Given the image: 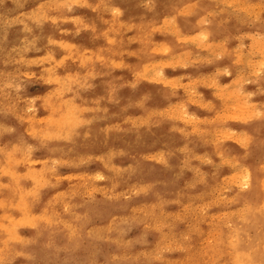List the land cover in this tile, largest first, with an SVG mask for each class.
Wrapping results in <instances>:
<instances>
[{
    "label": "rangeland",
    "instance_id": "rangeland-1",
    "mask_svg": "<svg viewBox=\"0 0 264 264\" xmlns=\"http://www.w3.org/2000/svg\"><path fill=\"white\" fill-rule=\"evenodd\" d=\"M167 1L86 0V6H79V3L73 4L71 0H0V155L7 149L18 150L24 162L32 164L34 168L47 164L60 180L70 178L73 180L71 182H74L81 178V186L87 191V195H92L95 200L117 198L119 202L111 209L109 217L123 218L127 212L140 217L139 223L125 226L120 239V244L131 248L129 251L133 254L132 251H142L145 246H152L155 242L151 231L147 232L142 240H138L141 228L152 226L148 217L150 205L146 198L153 193L144 190L146 181L138 180L136 175L127 178L126 182L115 188L106 185L104 174L107 171L103 165L110 157L108 149L117 145L115 136L101 133L94 124L85 120L97 114V117L106 118L114 124H123L129 127L130 134L137 133L136 139L145 138L158 148H166L174 154L171 156L168 152L170 157L166 159H163L158 151L148 154L153 162L166 161L167 165L171 162L166 173L174 174L175 189L179 192V197L174 202L159 206L156 212V224H167L171 232L178 234V239H172L170 236L160 248L159 256L164 259L163 264H223L212 260L210 248L219 233L233 224L235 217H232V214H235V211L231 200L240 191L248 189L247 181L243 179L248 172L253 171L260 180L264 179V0H202L203 3L199 0ZM195 3H198V10ZM114 8L118 10L116 15L112 11ZM190 8L194 9L192 13L188 11ZM185 21L191 25H187ZM210 22L213 26L209 25ZM145 25H148V30ZM193 25L198 27L193 28ZM219 25L221 27H218ZM166 29L168 30L165 31ZM92 35L93 38H90ZM197 35L199 36L196 37ZM97 45L98 47H95ZM55 46L60 49L73 46L79 56L88 59L79 64H64L62 51L57 50ZM211 55H215V58ZM145 56L151 57L148 59ZM123 59L127 61L124 63ZM153 70L159 75L152 72ZM72 77L78 80L74 87L68 88L65 83L68 79L73 81ZM106 81L109 83L107 87ZM251 81L253 83H249ZM68 98L80 111L76 112L81 122L85 121L86 126L77 128V125V129L69 137L60 133L58 137L49 138L46 135L33 134V129L38 127L40 122L59 118L63 114L65 105L62 102ZM176 105H179V108ZM253 108L258 111V116L245 123L246 120L240 117L241 112ZM223 117L227 118L226 121ZM29 123H34V126H28ZM244 133L249 136L252 133L250 137L254 144L251 151L245 145L244 149L243 142L239 140L240 135ZM211 143L212 145H209ZM174 162H177L181 169L171 165ZM147 169L145 168L144 172ZM142 183H145L143 187ZM200 191L206 194L200 195ZM76 192L74 187L71 194ZM60 204L62 209L64 206L69 208L72 203ZM247 206V202H241L238 205L239 213ZM100 208L101 205L92 201L90 212L93 215L90 223L95 227L101 225L100 216L95 215L96 210ZM200 230L203 235L197 239L195 234ZM27 234L28 231L24 230L23 235ZM118 234L119 230L115 231L113 236ZM116 249V243L91 244L80 249L74 258L61 260L58 264H122L112 259ZM5 262L0 259V264ZM6 264H14V261H8ZM41 264L53 263L49 261ZM130 264H156V261L139 255L134 257L133 263Z\"/></svg>",
    "mask_w": 264,
    "mask_h": 264
},
{
    "label": "bare ground",
    "instance_id": "bare-ground-1",
    "mask_svg": "<svg viewBox=\"0 0 264 264\" xmlns=\"http://www.w3.org/2000/svg\"><path fill=\"white\" fill-rule=\"evenodd\" d=\"M70 1V0H65ZM73 4L79 3V6H86V0H71ZM115 1V0H114ZM122 1V0H120ZM169 1V0H168ZM167 1V2H168ZM181 1V0H179ZM183 1V0H182ZM181 1V2H182ZM188 1V0H187ZM202 2V0H199ZM212 1V0H211ZM94 2V1H93ZM96 2V1H95ZM111 3V1H109ZM113 2V1H112ZM129 2V1H128ZM127 2V5H128ZM136 2V0H135ZM158 2V1H157ZM156 2V3H157ZM172 2V1H171ZM179 2V4L181 3ZM190 2V1H189ZM206 2V1H205ZM251 2V1H250ZM120 3V2H119ZM147 3V2H146ZM161 3V2H160ZM169 3V2H168ZM203 3V2H202ZM228 3V2H227ZM114 4V2H113ZM136 4V3H135ZM154 4V3H153ZM178 4V5H179ZM182 4V3H181ZM196 9L198 3H195ZM224 4V3H223ZM122 5V3H121ZM158 5V4H156ZM189 5V4H188ZM192 4H190L191 6ZM194 5V4H193ZM203 5V4H202ZM201 6L200 9H201ZM218 5V4H217ZM161 6V5H160ZM165 6V5H162ZM176 6V3H175ZM206 6V5H205ZM208 6V5H207ZM128 7V6H126ZM134 7V6H133ZM132 7V8H133ZM193 7V6H192ZM198 7V8H199ZM225 7V6H224ZM52 8V7H51ZM88 8V7H86ZM137 8V6H136ZM141 8V7H140ZM147 8V7H146ZM145 10L147 11V9ZM161 8V7H159ZM164 8V7H163ZM180 8V7H179ZM177 7V9H179ZM189 8V7H188ZM204 8V7H203ZM202 8V9H203ZM223 8V7H222ZM71 9V8H70ZM84 10V8H82ZM120 9V8H119ZM127 9V8H126ZM131 9V7H130ZM153 9V8H152ZM166 9V8H165ZM184 9V8H183ZM208 9H210L208 7ZM207 9V10H208ZM94 10V9H93ZM164 10V9H163ZM187 10V9H186ZM194 9L188 10L192 13ZM198 10V9H197ZM195 10V11H197ZM204 10V9H203ZM206 10V11H207ZM221 10V9H220ZM251 10V9H250ZM249 10V11H250ZM91 11V10H90ZM111 11V10H110ZM116 15L118 10L112 9ZM141 11V10H140ZM143 11V10H142ZM141 11V12H142ZM157 11V10H156ZM155 11V12H156ZM167 11V9H166ZM170 11V10H169ZM184 11V10H183ZM219 11V10H218ZM123 12V11H122ZM152 12V11H151ZM150 12V13H151ZM174 12V10H172ZM177 12V11H176ZM229 12V11H227ZM108 13V12H107ZM149 13V12H148ZM165 13V12H164ZM95 14V12H94ZM123 14V13H121ZM127 14V13H126ZM142 14V13H141ZM144 14V13H143ZM142 14V15H143ZM162 14V13H161ZM171 14V13H170ZM175 14V13H174ZM202 14V13H201ZM206 14V13H205ZM231 14V13H229ZM228 14V15H229ZM233 14V13H232ZM241 14V12H240ZM128 15V14H127ZM141 15V16H142ZM169 15V14H168ZM178 15V13H177ZM200 15V14H198ZM94 16V15H93ZM122 16V15H121ZM124 16V15H123ZM137 17V15H135ZM153 16V15H152ZM159 17V14L157 15ZM176 16V15H175ZM181 16V15H179ZM192 16V15H191ZM207 16V15H206ZM248 16V15H247ZM133 17V16H132ZM147 17V16H146ZM127 18V17H126ZM149 18V17H148ZM152 18V17H151ZM181 18V17H180ZM215 18V16H214ZM120 19V17H119ZM132 19V18H131ZM130 19V20H131ZM140 19V18H138ZM159 19V18H158ZM185 19V18H184ZM183 19V20H184ZM211 19V18H210ZM228 19V18H227ZM86 20V19H85ZM121 20V19H120ZM181 20V22L183 21ZM229 20V19H228ZM234 20V19H233ZM125 21V20H124ZM127 21V20H126ZM163 22V20H161ZM177 21V20H176ZM175 21V22H176ZM212 21V20H210ZM220 21V20H218ZM95 22V21H94ZM133 22V21H132ZM152 22V21H151ZM159 22V21H158ZM157 22V23H158ZM165 22V21H164ZM186 24L188 23L185 21ZM206 22V20L204 21ZM214 22V20H213ZM99 23V22H98ZM150 23V22H147ZM178 23V22H177ZM192 23V21H191ZM69 24V23H68ZM72 24V23H71ZM103 24V23H102ZM138 24V21H137ZM141 24V23H140ZM144 24V23H142ZM185 24V23H184ZM191 25L190 23H188ZM187 24V25H188ZM215 24V23H214ZM74 25V24H73ZM91 25V24H90ZM100 25V24H99ZM198 25V24H197ZM206 25V24H205ZM209 25H212L210 22ZM221 25V24H220ZM218 27H221V26ZM106 26V25H105ZM108 26V25H107ZM137 26V25H136ZM146 26V25H145ZM148 26V25H147ZM146 26V27H147ZM151 26V25H150ZM213 26V25H212ZM233 26V25H232ZM231 26V27H232ZM70 27V26H69ZM74 27V26H73ZM143 27V26H141ZM160 27V26H158ZM172 27V26H171ZM198 27L194 26L193 28ZM205 27V26H204ZM223 27V26H222ZM234 27V26H233ZM232 27V29H233ZM238 27V26H237ZM99 28V26H98ZM102 28V27H100ZM112 26H110L111 31ZM114 28V27H113ZM137 28V27H136ZM192 28V27H191ZM207 28V27H206ZM134 29V28H133ZM138 29V28H137ZM199 29V28H198ZM197 29V30H198ZM215 29V28H214ZM219 29V28H218ZM238 29V28H237ZM89 30V29H88ZM108 30V33L110 32ZM136 30V29H135ZM148 30V27L147 29ZM166 29L165 31H167ZM208 30V29H207ZM80 31V30H79ZM86 31V30H85ZM92 32V30H90ZM186 31V30H185ZM225 31V29H224ZM263 31V30H262ZM143 32V31H142ZM210 32V30H209ZM46 33V32H45ZM89 33V32H88ZM98 33V31H97ZM179 33V32H177ZM182 33V32H181ZM192 33V32H191ZM213 33V32H212ZM238 33V32H237ZM87 34V33H86ZM94 34V33H93ZM100 34V33H99ZM137 34V33H136ZM134 33V35H136ZM142 34V33H141ZM185 34V33H184ZM218 34V33H216ZM215 34V35H216ZM76 35V34H75ZM95 35V34H94ZM118 35V34H117ZM200 35V34H199ZM197 35L196 37H198ZM143 36V35H141ZM162 36V35H161ZM178 36V35H177ZM176 36V37H177ZM212 36V35H211ZM221 36V35H220ZM153 37V36H152ZM164 37V36H163ZM185 37V36H184ZM183 37V39H184ZM222 37V36H221ZM233 37V36H232ZM230 37V38H232ZM90 38H93L90 36ZM209 38V37H208ZM214 38V37H213ZM211 38V39H213ZM220 38V37H219ZM253 38V37H252ZM98 39V38H97ZM101 39V38H100ZM103 39V38H102ZM179 39V38H178ZM249 39V38H248ZM40 40V39H39ZM72 40V39H71ZM174 40V39H173ZM228 40V39H227ZM226 40V41H227ZM231 40V39H229ZM228 40V41H229ZM251 40V39H250ZM263 39H260V41ZM75 41V40H74ZM90 41V40H89ZM104 41H107L104 39ZM125 41V40H124ZM175 41V40H174ZM196 41V40H195ZM225 41V42H226ZM235 41V40H234ZM238 41V40H236ZM252 41V40H251ZM43 42V41H42ZM123 42V41H122ZM136 42V41H134ZM158 42V39H157ZM231 42V41H230ZM80 43V42H79ZM101 43V42H100ZM124 43V42H123ZM143 43V42H142ZM149 43V42H148ZM146 43V45L148 44ZM166 43V42H165ZM44 44V43H43ZM41 44V46L43 45ZM105 44V42H104ZM108 44V43H107ZM117 44V43H114ZM128 44V42H127ZM138 44V43H136ZM141 44V43H139ZM169 44V43H168ZM165 44V45H168ZM171 44V43H170ZM213 44V42H212ZM215 44V43H214ZM223 44V42H222ZM227 44V43H226ZM244 44V43H243ZM252 44V43H251ZM83 46V44H81ZM92 45V42H91ZM118 45V44H117ZM122 45V44H121ZM179 45V43H178ZM177 45V46H178ZM183 45V43H182ZM224 45V44H223ZM232 45V44H231ZM108 46V45H106ZM122 46H126L122 45ZM132 46V45H131ZM150 46V45H148ZM184 46V45H183ZM215 46V45H214ZM227 46V45H226ZM263 46V45H262ZM49 47V46H48ZM57 50L62 51V62L64 64L73 62L79 64L80 62L86 61L88 58L81 57L78 51L72 46L69 49L55 46ZM80 47V46H79ZM84 47V46H83ZM95 47H98L95 46ZM94 47V48H95ZM100 47V46H99ZM103 47V46H101ZM105 47V45H104ZM115 47V46H114ZM141 47V46H140ZM139 47V48H140ZM225 47V46H224ZM251 47V46H250ZM264 47V46H263ZM85 48V47H84ZM88 48V47H87ZM125 48V47H124ZM132 48V47H131ZM172 48V47H171ZM181 48V47H180ZM186 48V47H185ZM190 48V47H189ZM239 48V47H238ZM258 48V47H257ZM262 48V47H261ZM121 49V48H120ZM135 49V48H134ZM148 48H146L147 50ZM156 49V48H155ZM176 49V48H175ZM15 50V49H14ZM129 50V49H128ZM133 50V49H132ZM192 50V49H191ZM195 50V49H194ZM221 50V49H220ZM261 50V49H260ZM264 50V49H263ZM105 51V50H103ZM111 51V50H110ZM141 51V50H140ZM198 51V49H197ZM209 51V50H208ZM214 51V48H213ZM212 51V52H213ZM227 51V50H225ZM233 50L231 49V52ZM259 51V50H257ZM256 51V52H257ZM106 52V51H105ZM145 53V51L143 50ZM142 52V53H143ZM148 52V51H147ZM173 52V51H172ZM171 52V53H172ZM216 52V51H215ZM103 53V52H102ZM110 53L111 52H106ZM135 53V52H134ZM138 53V52H137ZM140 53V52H139ZM138 53V54H139ZM150 54V52H148ZM147 53V54H148ZM154 53V52H153ZM152 53V54H153ZM157 53V51H156ZM159 53V52H158ZM175 53V52H174ZM195 53V52H194ZM211 53V52H210ZM214 53V52H213ZM223 53V52H222ZM221 53V54H222ZM225 53V52H224ZM230 53V52H229ZM244 53V52H243ZM260 53V52H259ZM105 54V53H104ZM103 54V55H104ZM137 54V55H138ZM161 54V53H160ZM168 54V53H167ZM166 54V55H167ZM170 54V53H169ZM218 54V52H217ZM216 54V55H217ZM233 54V53H232ZM127 55V53H126ZM125 55V57H126ZM136 55V56H137ZM155 55V54H154ZM164 55V56H166ZM219 55V54H218ZM130 56V55H129ZM133 56V55H131ZM135 56V57H136ZM160 56V55H159ZM207 56V55H206ZM214 56L215 55H211ZM233 56V55H232ZM259 56V55H258ZM139 57V56H138ZM146 57V56H145ZM151 57V56H150ZM150 57H146L150 59ZM161 57V56H160ZM224 57V55H223ZM222 57V58H223ZM141 58V57H140ZM154 58V57H153ZM157 58V57H156ZM163 58V57H162ZM207 58V57H206ZM205 58V59H206ZM213 58V57H212ZM221 58V59H222ZM226 58V57H225ZM117 59V57H116ZM136 59V58H135ZM142 59V58H141ZM140 59V60H141ZM198 59V58H197ZM209 59V57H208ZM220 59V60H221ZM230 59V58H229ZM254 59V58H253ZM262 59V58H261ZM83 60V61H82ZM139 60V59H138ZM144 60V59H143ZM231 60V59H230ZM124 63L126 60H124ZM136 61V60H135ZM134 61V62H135ZM149 61V60H148ZM198 61V60H195ZM209 61V60H208ZM216 61V60H215ZM241 61V60H240ZM259 61V60H258ZM141 62V61H140ZM144 62V61H143ZM147 62V61H146ZM256 62V61H255ZM264 62V61H263ZM95 63V62H94ZM216 63V62H215ZM230 63V62H228ZM237 63V62H236ZM242 63V62H241ZM135 64V63H134ZM138 64V62H137ZM186 64V63H185ZM136 65V64H135ZM205 65V64H204ZM207 65V64H206ZM229 65V64H228ZM232 65V64H230ZM132 66V65H131ZM141 66V65H140ZM150 66V65H149ZM186 66V65H185ZM197 66V65H196ZM218 66V65H217ZM227 66V65H226ZM255 66V65H254ZM95 67V66H94ZM192 67V66H191ZM194 67V66H193ZM72 68V67H71ZM85 68V67H84ZM99 68V67H98ZM102 68V67H101ZM110 68H113L110 66ZM131 69V67H129ZM164 68V67H163ZM197 68V67H196ZM231 68V67H230ZM233 68V67H232ZM245 68V67H244ZM258 68V67H257ZM50 69L52 67L50 66ZM79 70L81 68H78ZM77 69V70H78ZM117 69V68H115ZM125 70L127 68H124ZM139 69V68H137ZM185 69V68H183ZM211 69V67H210ZM253 69V68H252ZM100 70V68H99ZM107 70V69H106ZM123 70V69H122ZM195 70V69H194ZM98 73V70H96ZM95 71V72H96ZM104 71V69H103ZM111 71V70H110ZM120 71V69H119ZM132 71V70H131ZM81 72V71H80ZM101 72V71H100ZM105 72V71H104ZM155 74L157 71L153 70ZM161 72V71H160ZM205 72V71H203ZM203 72L202 75H203ZM85 73V70H84ZM102 73V72H101ZM113 73V72H112ZM124 73V71H123ZM200 73V74H201ZM233 74V72H231ZM121 74V73H120ZM137 74V73H136ZM154 74V75H155ZM182 74V73H181ZM197 74V73H196ZM263 74V73H262ZM12 75V74H11ZM100 75V74H99ZM97 75V76H99ZM159 75V74H156ZM195 75V74H194ZM261 75V74H260ZM101 76V75H100ZM133 76V75H132ZM225 76V75H222ZM90 77V76H89ZM118 77V76H117ZM154 77V76H153ZM156 77V76H155ZM160 77V76H159ZM245 77V76H244ZM261 77V76H259ZM263 77V76H262ZM81 78V77H80ZM105 78V77H104ZM67 80L65 85L68 88L74 87L76 77ZM96 79V78H95ZM103 79V78H102ZM100 79V80H102ZM121 79V78H120ZM152 80H155L151 78ZM166 79V78H165ZM235 79V78H234ZM106 80V78H105ZM109 80V77H108ZM119 80V79H118ZM219 80V79H218ZM53 81V80H51ZM151 81V80H150ZM182 81V80H181ZM258 81V79H257ZM91 82V81H90ZM215 82V81H214ZM261 82V81H260ZM92 83V82H91ZM94 83V82H93ZM150 83V82H149ZM153 84V82H151ZM157 83V82H156ZM249 83H253L252 81ZM72 84V85H71ZM102 84V82H101ZM107 83L106 81V87ZM114 84V83H112ZM111 84V85H112ZM123 84V83H122ZM155 84V83H154ZM160 84V83H159ZM163 84V83H162ZM190 84V83H189ZM193 84V83H192ZM246 83H244L245 85ZM57 85V84H56ZM55 85V86H56ZM59 85V84H58ZM188 85V84H187ZM255 85V84H254ZM92 86V85H91ZM88 86V87H91ZM105 86V85H104ZM115 86V85H114ZM137 86V85H136ZM95 87V86H94ZM110 87V86H109ZM124 87V85H123ZM164 87V86H163ZM192 87V86H190ZM201 87V85H200ZM214 87V86H212ZM243 87V86H242ZM245 87V86H244ZM126 88V87H124ZM157 88V87H155ZM189 88V87H188ZM203 88V87H202ZM216 88V87H215ZM104 89V88H102ZM121 89V88H120ZM127 89V88H126ZM130 89V87H129ZM134 89V88H133ZM170 89V88H168ZM179 89V88H178ZM192 89V88H191ZM206 89V87H205ZM78 90V89H76ZM89 90V89H88ZM99 90V89H98ZM97 90V91H98ZM115 90V89H114ZM157 90V89H156ZM166 90V89H165ZM85 91V90H84ZM90 91V90H89ZM103 91V90H102ZM108 91V90H107ZM118 91V89H117ZM144 91V90H143ZM142 91V92H143ZM150 91V90H149ZM170 91V90H169ZM123 92V91H122ZM161 92V91H160ZM165 92V91H164ZM175 92V91H174ZM178 92V91H177ZM176 92V93H177ZM254 92V91H253ZM114 93V91L112 92ZM150 93V92H149ZM79 94V92H78ZM100 94V93H99ZM118 94V93H117ZM115 94V95H117ZM158 94V93H157ZM260 94V93H259ZM123 95V94H121ZM125 95V93H124ZM256 95V94H255ZM263 95V94H262ZM113 96V95H112ZM151 96V95H150ZM173 96V95H172ZM171 96V97H172ZM177 96V95H176ZM82 97V96H81ZM85 97V96H84ZM88 97V96H87ZM96 97V96H95ZM107 97V96H106ZM120 97V96H119ZM133 97V96H132ZM167 97V96H166ZM175 97V96H174ZM181 97V96H180ZM253 97V96H252ZM142 98V97H140ZM148 98V97H147ZM150 98V97H149ZM164 98V97H163ZM178 98V97H177ZM184 98V97H183ZM204 98V97H203ZM87 99V98H86ZM93 99V97H92ZM114 99V98H113ZM116 99V98H115ZM127 99V98H125ZM133 99V98H132ZM170 99V98H169ZM185 99V98H184ZM251 99V98H249ZM119 100V99H118ZM177 100V99H176ZM205 100V99H204ZM111 101V100H110ZM127 101V100H126ZM134 101V100H133ZM166 101V99H165ZM248 101V100H247ZM22 102V101H21ZM102 102V101H101ZM113 102V101H112ZM111 102V103H112ZM118 102V101H117ZM123 102V101H122ZM167 102V101H166ZM171 102V101H170ZM222 101H220L221 104ZM65 106L63 114L59 118L55 117L43 122H40L38 127L33 129V134H42L46 137H58V134L71 136L75 129L80 126H86L87 123L94 124L96 128L103 134H113L116 141L115 147L108 149L109 159L107 163H104L103 168L107 171L105 175L106 185L110 188H115L118 185H122L126 182L127 178L136 175L138 180H145L148 187H144V190H149L153 194L148 195L147 201L150 205L149 208V223L152 226L142 227L138 235V240H142L144 235L151 231L154 235L155 242L152 246H145L142 251H132L130 253L128 247H123L120 244L122 233L126 225L139 223L140 217L125 213L123 218L109 217L108 214L111 209L118 204L117 198L95 200L90 195H87V191L84 190L82 185V179L77 178L74 180L70 178L58 179L47 164H40L39 168H34L32 164L26 163L22 160L18 150L7 149L0 155V259L5 260V264L8 261L14 264H41L42 262L51 261L53 264H58L61 260L68 261L75 256L80 249L86 248L91 244L101 243L103 245L117 244L115 255L112 257L113 260L119 261L122 264L133 263V258L139 255L145 258L156 261V264H163L164 259L159 256L160 248L169 239H178V234L170 231L167 224L159 226L156 224V212L158 207L161 205H167L174 202L179 197V192L175 189L174 185V174L168 175L166 170L170 168L165 162H153L149 158L148 154H152L153 151H158L166 157L173 156L174 154L166 148H158L151 141L146 140L142 137H137V133H129V127L123 124H114L106 118H100L96 115H92L90 118L81 122L78 112L80 111L73 105L72 101L68 98L62 102ZM77 103V102H76ZM88 103V102H86ZM126 103V102H125ZM187 103V102H186ZM249 103V102H248ZM115 104V103H114ZM129 104V103H128ZM144 103H142L143 105ZM189 104V103H188ZM219 104V105H220ZM82 105V104H81ZM84 105V104H83ZM88 105V104H87ZM92 105V104H91ZM135 105V104H134ZM165 105V104H164ZM187 104H185L186 106ZM216 105V104H215ZM259 105V104H258ZM90 106V105H89ZM137 106V105H136ZM177 106V105H176ZM175 106V107H176ZM179 106V105H178ZM177 106V108H179ZM243 106V105H242ZM241 106V107H242ZM145 107V106H144ZM210 107V106H209ZM240 107V109H241ZM264 107V106H263ZM141 108V107H140ZM146 108V107H145ZM155 108V107H154ZM158 108V107H157ZM156 108V109H157ZM168 108V107H167ZM215 108V107H214ZM219 108V107H218ZM121 109V108H120ZM126 109V108H125ZM139 109V108H138ZM147 109V108H146ZM184 109V108H183ZM182 109V110H183ZM188 109V108H187ZM221 109V108H220ZM239 111L241 112V109ZM149 110V109H148ZM178 110V109H177ZM180 110V109H179ZM78 111V112H76ZM108 111V110H107ZM124 111V110H123ZM127 111V110H126ZM125 111V112H126ZM208 111V110H206ZM212 110H210L211 112ZM222 111V110H221ZM220 111V112H221ZM54 112V111H53ZM156 112V111H155ZM153 113V112H152ZM157 113V112H156ZM214 113V112H213ZM216 113V112H215ZM226 113V112H225ZM236 113V112H235ZM240 116L246 122H250L258 116V111L253 108L252 110L242 111ZM37 114V113H36ZM52 114V113H51ZM55 114H57L55 112ZM107 114V113H106ZM120 114V113H119ZM146 114V113H145ZM175 114V112H174ZM173 114V115H174ZM124 115V113H123ZM154 115V114H153ZM171 115V114H170ZM176 115V114H175ZM240 115V114H239ZM51 116V115H49ZM110 116V115H109ZM125 117V116H124ZM155 117V116H154ZM161 117V116H160ZM159 117V118H160ZM260 117V116H259ZM263 117V116H261ZM119 119V117H117ZM165 118V117H164ZM174 118V117H173ZM217 118V117H216ZM220 118V117H219ZM224 118V117H223ZM222 118V119H223ZM40 119V118H39ZM38 119V120H39ZM42 119V117H41ZM153 120V118H151ZM169 119V117L167 118ZM166 119V120H167ZM172 119V118H171ZM211 119V118H210ZM220 119V120H222ZM225 121L227 118H224ZM223 119V120H224ZM163 120V119H161ZM165 120V119H164ZM218 120V119H217ZM229 120V118H228ZM232 120V119H231ZM230 120V121H231ZM250 120V121H249ZM264 120V119H263ZM169 121V120H168ZM219 121V120H218ZM236 121V120H233ZM211 122V121H210ZM240 122V121H239ZM219 123V122H218ZM222 123V122H221ZM225 123V122H224ZM82 124V125H81ZM159 124V123H158ZM163 124V123H162ZM167 124V123H166ZM174 124V123H172ZM207 124V123H206ZM210 124V123H209ZM78 125V126H77ZM180 125V124H179ZM255 125V124H253ZM261 125V124H260ZM259 125V126H260ZM28 126H34V123H29ZM77 126V128H76ZM94 126V127H95ZM181 126V125H180ZM225 126V125H224ZM228 126V125H226ZM264 126V124H263ZM160 127V126H159ZM158 127V128H159ZM189 127V126H188ZM218 127V126H217ZM254 127V126H253ZM149 128V127H148ZM204 128V127H203ZM206 128V127H205ZM244 128V127H243ZM242 128V129H243ZM250 128V127H249ZM256 128V127H255ZM30 129V128H29ZM83 129V128H82ZM150 129V128H149ZM189 129V128H188ZM254 129V128H253ZM247 130V129H246ZM250 130V129H249ZM161 131V130H160ZM177 131V130H176ZM251 131V130H250ZM249 131V132H250ZM253 131V130H252ZM168 132V131H167ZM174 132V131H173ZM177 133V132H176ZM202 133V132H201ZM235 133V131H234ZM263 133V132H262ZM171 134V133H170ZM233 134V132H232ZM175 135V134H173ZM200 135V134H199ZM205 135V134H204ZM203 135V137H204ZM236 135V133H235ZM252 135V133H251ZM250 135V136H251ZM234 136V135H233ZM249 134L238 135L241 143L243 142L244 149L247 147L249 151L253 148V140ZM256 135H254L255 137ZM262 136V135H261ZM190 137V136H189ZM196 137V136H195ZM202 137V136H201ZM264 137V136H263ZM47 138V139H48ZM184 139V138H183ZM193 139V138H192ZM196 139V138H194ZM199 139V138H198ZM264 139V138H263ZM50 140V139H49ZM187 140V139H185ZM183 140V141H185ZM146 141V142H145ZM181 141V142H183ZM193 141V140H192ZM225 141V140H224ZM197 142V140H196ZM201 142V141H200ZM229 142V141H228ZM190 142H188L189 144ZM203 144V143H202ZM208 145L207 143H205ZM204 144V145H205ZM223 144V143H222ZM201 145V146H204ZM209 145H212L209 144ZM246 147H245V146ZM200 146V147H201ZM225 146V145H224ZM221 147V146H220ZM220 147L218 149H220ZM223 147V145H222ZM221 147V148H222ZM241 147V146H240ZM224 148V147H223ZM227 148V147H226ZM229 148V147H228ZM227 148V149H228ZM212 150V149H211ZM224 151V150H223ZM232 151V150H231ZM247 151V150H246ZM170 155H169V153ZM178 152V150H177ZM225 152V151H224ZM230 152V151H229ZM236 152V151H235ZM254 153V152H253ZM264 153V152H263ZM225 154V153H224ZM223 154V155H224ZM238 154V152H237ZM241 154V153H240ZM252 154V153H251ZM257 154V153H256ZM180 155V154H179ZM235 155V154H234ZM32 156V155H31ZM229 156V155H228ZM231 156V155H230ZM246 156V155H245ZM256 156V155H255ZM197 157V156H196ZM236 157V156H235ZM234 157V158H235ZM156 158V157H154ZM250 158V157H249ZM256 158V157H255ZM185 159V158H184ZM213 159V158H212ZM248 159V158H247ZM159 160V159H158ZM188 160V158L186 159ZM185 160V161H186ZM229 160V159H228ZM259 160V159H258ZM157 161V160H156ZM184 161V160H183ZM189 161V160H188ZM187 161V162H188ZM256 161V160H255ZM262 161V160H261ZM264 161V160H263ZM262 161V162H263ZM162 162V163H161ZM193 162V161H192ZM205 162V161H204ZM243 162V161H242ZM258 162V161H257ZM186 163V162H184ZM190 163V162H189ZM232 163V162H231ZM254 163V162H253ZM264 163V162H263ZM183 164V163H182ZM191 164V163H190ZM189 164V165H190ZM202 164V163H201ZM204 164V163H203ZM206 164V163H205ZM230 164V163H229ZM256 164V163H255ZM174 167L181 169L177 162L172 163ZM196 165V164H195ZM199 165V164H198ZM201 166V165H200ZM256 166V165H255ZM172 167V166H171ZM221 167V166H220ZM253 167V166H252ZM148 168L144 172V169ZM194 168V165H193ZM196 169V168H195ZM200 169V168H199ZM219 169V168H218ZM217 169V170H218ZM225 169V168H224ZM223 169V170H224ZM231 169V168H230ZM258 169V167H257ZM198 170V169H197ZM221 170V169H220ZM218 170V172L220 171ZM232 170V169H231ZM205 171V170H203ZM260 171V170H259ZM264 171V170H263ZM260 171V172H263ZM222 172V171H220ZM229 173V172H228ZM209 174V173H208ZM213 174V173H212ZM54 176V177H52ZM259 176V175H258ZM146 177V179H145ZM214 177V176H213ZM211 177V178H213ZM260 177V176H259ZM208 178V176H207ZM210 178V179H211ZM262 178V177H261ZM76 179V178H75ZM214 179V178H213ZM223 179V178H222ZM248 189L246 191H240L231 200L234 206L235 214H232L233 219L231 226L222 230L218 238L215 240L213 246L210 248L212 260L223 262V264H264V179H259L254 175V172H248L246 177ZM206 180V179H205ZM231 180V179H230ZM237 183V182H236ZM145 183H142V187ZM76 187L77 192L71 194L72 189ZM132 189V188H130ZM187 189V188H186ZM235 190V189H234ZM200 195L206 194L200 191ZM198 193V192H197ZM211 193V192H209ZM212 194V193H211ZM208 195V194H207ZM215 198V197H214ZM210 199V198H209ZM212 199V198H211ZM94 201L97 205H101V208L96 210L95 215H99L101 219V225L95 227L90 223L91 216L90 205ZM126 201V200H124ZM219 201V200H218ZM60 202L72 203L71 206H64L61 209ZM215 202V201H214ZM241 202H247V208L239 213L238 205ZM194 203V202H193ZM213 203V201H212ZM209 204V203H208ZM211 204V202H210ZM209 204V205H210ZM187 205V204H186ZM193 205V204H191ZM212 205V204H211ZM181 206V205H180ZM192 207V206H191ZM209 207V206H206ZM72 208V210H71ZM181 208V207H180ZM184 208V207H183ZM187 208V207H186ZM190 208V207H189ZM68 209V210H67ZM191 209V208H190ZM71 212L69 213V211ZM27 230V236L23 235V231ZM119 230L118 236H113L114 232ZM174 235V236H173ZM203 231L200 230L195 234L196 238L202 237ZM125 243V242H124ZM126 244V243H125ZM127 245V244H126ZM101 246V245H100ZM100 249V248H99ZM104 254V253H103ZM82 258V257H81ZM80 260V258H79ZM76 263V259L74 261ZM82 262V261H81ZM89 262V261H88ZM92 262V261H91ZM84 264V262H83ZM96 264V263H95ZM167 264V263H166Z\"/></svg>",
    "mask_w": 264,
    "mask_h": 264
}]
</instances>
